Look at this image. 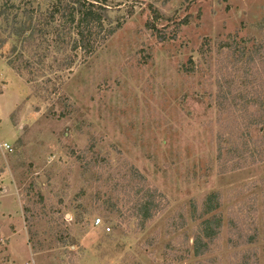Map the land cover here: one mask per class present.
Returning <instances> with one entry per match:
<instances>
[{
	"label": "rangeland",
	"instance_id": "374dc122",
	"mask_svg": "<svg viewBox=\"0 0 264 264\" xmlns=\"http://www.w3.org/2000/svg\"><path fill=\"white\" fill-rule=\"evenodd\" d=\"M49 2L0 0V264H264V161L224 153L245 131L216 104L262 70L264 0H106L89 57Z\"/></svg>",
	"mask_w": 264,
	"mask_h": 264
},
{
	"label": "trees",
	"instance_id": "16d2710c",
	"mask_svg": "<svg viewBox=\"0 0 264 264\" xmlns=\"http://www.w3.org/2000/svg\"><path fill=\"white\" fill-rule=\"evenodd\" d=\"M48 8L51 22L57 24L58 21L59 24L68 27L71 39L70 49L80 52L86 57L94 54L98 47L104 44L120 26L113 24L106 0H50ZM3 10H0V16L3 15ZM27 21L31 23L33 17L29 16ZM27 30L25 24H22L16 29L15 35L21 36ZM253 56H249L246 58L247 61L242 63L243 65L241 64L242 76L237 82L219 86L216 104L222 113H228V117H233L232 122L239 129L245 131L240 135L234 133L240 145L231 148L226 147L223 149L224 153L230 159L242 157L238 162L249 158L252 160V164H256L259 161L261 163L264 161V58H262V70H258ZM253 128H256L254 130L256 136L259 132L261 136L253 141L249 138L247 139L248 142L243 144L244 139L248 135L250 136ZM238 131L240 132V130ZM250 144L256 148L259 158H255L251 154ZM218 147L219 152L222 151L220 144ZM153 203L154 198L152 196L147 202L137 203L140 217L144 221L152 219V213L156 211ZM216 203L217 199L214 195L207 198V214L216 209ZM201 225L203 227L202 235L207 240H213L218 234L219 221L215 218L204 219ZM200 244H202L200 238H196L193 248L194 254L197 256H200L207 248L206 245L200 247Z\"/></svg>",
	"mask_w": 264,
	"mask_h": 264
},
{
	"label": "built area",
	"instance_id": "2783aa9c",
	"mask_svg": "<svg viewBox=\"0 0 264 264\" xmlns=\"http://www.w3.org/2000/svg\"><path fill=\"white\" fill-rule=\"evenodd\" d=\"M0 147L6 151V152H11L12 149H11V145L5 143V142H0ZM94 226H100L102 227V229L105 231V232H110V227L108 226H104L103 222L101 221L100 218H96L95 221H94Z\"/></svg>",
	"mask_w": 264,
	"mask_h": 264
}]
</instances>
